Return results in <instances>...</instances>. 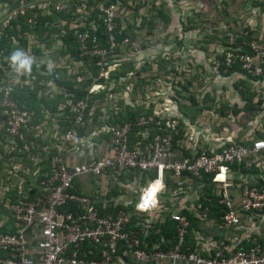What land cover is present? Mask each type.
Instances as JSON below:
<instances>
[{
    "label": "built area",
    "instance_id": "1",
    "mask_svg": "<svg viewBox=\"0 0 264 264\" xmlns=\"http://www.w3.org/2000/svg\"><path fill=\"white\" fill-rule=\"evenodd\" d=\"M122 1L112 0L110 4L102 6L101 17L105 26L104 31L111 43L110 50L96 44L93 49L84 51L86 54L100 57L101 76L108 77L110 71L117 66L116 63L103 65L108 64V54L114 51L117 43L116 15ZM5 2L10 9L0 23L1 29L10 26L12 20L16 19L22 10L34 9L40 5L38 0ZM228 2L250 4L263 3L264 0ZM63 7L60 3L54 4L58 11ZM86 37V34L81 35L83 42ZM218 47L224 56L222 62L226 66L239 62L242 68L253 76L264 74V36L261 42L251 41L249 51L242 46L220 44ZM2 55L3 49L0 47V65ZM103 87V84L95 83L90 87L89 93L97 92ZM10 91L6 86L1 99L0 123L5 125V132L11 139L24 141V130L29 128L28 121L32 112L20 106ZM88 98L72 104L74 123L65 132L57 135L59 143L55 144L54 148L45 146V149L53 154L51 168L40 181L44 190L43 195L32 198L30 196L32 188L25 190L24 186H21L16 201L9 205L17 231L0 234V249L9 251L7 256L0 257V264H56L66 258L74 264H160L165 260H184L191 264H264V243L258 242L257 237L253 238V244L249 247L238 240L228 255L225 252L229 247L225 244L219 246L215 241L212 245L217 249L214 250V254L210 253V256H204L198 251H183L182 245L190 223L188 218L180 213L172 215L178 222L177 244L168 251H147L142 247L143 241L139 231L129 227L131 212L120 208L116 214L103 215L96 206V200L80 192L75 186L79 178L88 175L103 176L131 171L148 174L154 170L155 176L149 179L147 175V184L138 191L134 205L137 213H149L158 207L166 172L180 178L186 175L201 178L203 173H215L214 180L225 183L226 178L220 179L219 173L235 162L247 160L250 156L264 151V139H257L250 144L230 142L218 151L209 152L202 149L191 156L178 155L174 140L175 135L180 132V119L168 111H161L140 117L137 124L145 129L144 135L136 141H130V124L109 127L112 129L107 143L110 153L91 161L71 163L70 154L83 152L84 140L79 136L78 127L86 123L85 116L90 106ZM35 129L37 134H42L41 124ZM24 148L29 150L30 146L25 143ZM31 156L36 158L32 154ZM246 164L252 166L251 161L247 160ZM246 185L238 205L227 192L223 193L220 203L226 204L229 209L222 216V226L240 225L246 212L264 213V184L258 185L255 182ZM71 203L77 204L78 208H82L81 211L64 209ZM30 236L34 238L38 249L34 257L27 251ZM90 245H94L95 248ZM121 245L124 246V254L131 257L128 263L124 256L118 253ZM100 252L101 258L90 257Z\"/></svg>",
    "mask_w": 264,
    "mask_h": 264
},
{
    "label": "trees",
    "instance_id": "2",
    "mask_svg": "<svg viewBox=\"0 0 264 264\" xmlns=\"http://www.w3.org/2000/svg\"><path fill=\"white\" fill-rule=\"evenodd\" d=\"M5 1L6 0H0V3H4ZM111 1L112 0H74V3H69V5L63 7L61 11L56 10L53 4L50 6L49 11H46V8L42 7L40 4L34 9H24L19 12L18 17L12 20L10 26L4 29H1L0 27V47L3 49L2 63L0 65V113L2 111L1 99L4 96V89L6 86H10L11 96L18 102V104L32 112L28 121L29 128L28 130H24V141L20 139L13 140L9 137V143L11 144V147H13L10 151L4 150V142L0 143V170L6 169V164L10 167V172L5 173L6 176L10 178V182H8L10 187L5 190V195L0 203L1 207H4L6 204L10 205L16 201L17 192L21 186H24L25 190L32 188L30 193L32 198L42 196L44 193L40 181L45 177L46 172H48L51 168V156L53 154V152L49 153L45 149V146L54 148L53 146L59 143L57 134L53 135V132L49 134L47 133V129L49 131V128H54L52 116L48 113L55 115L59 110L63 112V116L58 119V122L62 127V131L65 132L74 123V115L71 112L72 104L76 103L80 99H87L89 96L88 99L90 106L88 107L85 116L86 123L84 126L78 127L80 137L85 138L86 135L93 134L94 137H100L104 141H109L112 134V129L110 128H115L117 125L125 124L131 125V142L136 141L144 135L143 132L145 128L139 126L137 123L141 116L154 114L155 104L147 106V104L144 103V100H142L139 104L134 103L133 105L130 102L125 103L124 98H121L118 102L116 101V103H119L120 105V107H118V112H114L113 110L112 115L106 122H103L104 113L102 110L109 101L108 99L110 98V95L113 94V96H117L119 93L125 91L126 86L133 81L132 79L134 77H139L138 85L142 86V81L144 82L145 79L141 78V75L151 69L152 63L150 60L144 59V62H140V65H138L139 62L134 58L135 55L133 53L136 54L137 49L142 50L147 47V41H149V38L155 34L160 24L167 29L172 21V16L165 8V1L161 4H157L154 1L152 8H150V10L152 9L151 11H153L151 15L147 14L143 16L140 23L132 22L128 23L127 26H124L120 17L121 8L125 5L127 6L128 2L127 0H123L122 4L117 8L116 15L117 28L115 30V36L117 43L114 51L112 50L108 54V64L104 63L103 65L109 66L116 63L117 67L110 71L108 77H105L101 76L102 65L99 64L100 57L93 56L89 53L86 54L84 51L93 49L96 44L110 50L111 43L108 40V35L104 31L105 26L101 13L103 12L102 6L110 4ZM175 1L179 3L191 0ZM192 1L198 5L197 7H193L196 10H192L196 15L187 13V18H184L185 21L184 19L181 20L183 25L182 31L184 33L194 29H199V33L206 31L205 37L198 40V43H201L200 49L205 51L206 54L212 55L219 46V43L225 46H242L245 50L249 51V43L251 41L261 42L263 40V36L259 34L258 29L253 28L252 25L248 24L242 25L239 30H236L233 33L227 32L225 34H221L216 32V22L210 20V15H214L216 12H224V14H227L228 0ZM83 4V8H79ZM144 4L145 3L139 2L136 6H132L135 19L141 17L140 7H143ZM222 5L224 7L220 10L219 8H221ZM248 5L249 9L252 8V12H257L259 10L264 12V2H253ZM5 7H8V5L6 4ZM82 10L85 12L82 13ZM140 31H145V35L139 34ZM55 33L59 35L63 42L61 53L75 61L76 64H78V62H84V64H78V66H87L86 68H88V72H86V68L83 69L80 67L72 73L67 74L68 69H66V67L57 68L52 75L55 77L56 83L62 88L63 92H56L53 95L43 94V92H41L42 87L40 86H23L18 88L12 82L3 78L4 73L13 68L11 67L9 60L11 54L15 50L22 51V49H26L28 44V34H32L38 38L37 40L45 41L46 43ZM82 34L87 35L84 42L81 39ZM139 36L142 39L139 40ZM94 38L96 39L95 41L93 40ZM178 43L182 46V39H180ZM210 45H215V49L213 48L211 51L209 47ZM84 46H86V48H84ZM37 51L34 47V55L41 52L39 48ZM215 52V62L218 63L220 72L225 76L241 74L248 79L250 78L254 80L264 77V74L253 76L244 70L239 62L234 63L232 66H226L222 62L224 58L222 53L218 50ZM165 59L166 58L161 57L159 59L156 58L153 61L154 63H158L162 69V66H166L168 63ZM178 59L179 58H177L171 65L176 66ZM71 65L72 64L70 62H65L59 64L58 66ZM32 66H34V68L43 67L45 70L49 71L48 68L50 65L45 61H40L38 63H34ZM80 77L81 79L78 81V78ZM124 77L126 79H124ZM239 78L240 79L235 83V88L244 99L245 105L243 107L235 106L233 112L235 115H246L245 118L249 119L251 116L253 117L255 112L261 109L263 99L261 97L255 99L256 94L253 92L252 87L248 85V79L241 76ZM113 82L114 85L111 86V83ZM94 83L104 84L105 88L97 92L95 91L89 93V89ZM184 88L186 90L189 89L187 85H185ZM134 89L135 88H133V90ZM183 94L185 93L182 92L181 88L177 89V95L184 97ZM111 99V103H113V98ZM174 99L178 100L177 97ZM193 102L197 104L195 101ZM243 121L244 120L242 119L240 120L241 123H243ZM39 124L43 127L42 134H37L35 129V127ZM183 124L184 120L180 119V132L175 135L174 146L177 151L178 149L182 151L180 155L191 156L193 155L191 150L187 148L180 149L177 145V141L183 136ZM1 126L5 132V125L1 124ZM103 126L105 127L104 129L102 128L103 131H96L98 127ZM4 141L6 143V140ZM25 143L30 146L29 150L24 148ZM224 147L225 145L222 149ZM207 150L209 152L212 151L209 149ZM31 154L36 158H32ZM14 158L15 160L17 159V162L15 163L19 164L17 170L14 168V161L12 162ZM235 167L242 169L243 173L250 171L245 166V160L243 162H235ZM252 168L256 169L257 167L253 166ZM129 173L133 175H141L143 180L146 179V174L143 175L140 171H131ZM169 173L171 172H166L165 176ZM122 174L123 173H121L119 178L123 177ZM155 174V171L151 170L147 175L148 177H153ZM215 175V173H203L201 178L191 175L197 180L200 188L198 190L199 197L195 201L194 206L192 208H182L179 212L181 215L186 216L190 223L182 245V249L185 252L196 251L198 245V232H202L206 229L207 222H222L223 214L229 209L226 204L220 203L223 192L217 188L218 181L214 180ZM257 184H264L263 176L258 178ZM124 189L122 190L119 185L113 186L107 195L108 199L124 193ZM91 197L94 198L93 196ZM6 201L8 202L6 203ZM135 204L136 199L133 203L127 204H115V201L113 200L108 201L106 204L102 203V200L100 202L96 201V206L103 215L109 213L116 214L120 208H124L131 212L132 219L129 227L139 231L140 237L143 241L142 247L147 251L171 250L178 242V222L173 219V212H166L162 221H158L154 224L152 223L147 232H144L142 230V223L146 222L144 220L145 217L139 215V213L135 211ZM5 209H7V207ZM64 209L78 212L81 211L82 208H78L77 204L71 203L66 205ZM8 210L11 212L10 207ZM16 231L17 228L14 224V218L11 213V219L6 224L1 225L0 234L14 233ZM257 238L258 242L264 243V236H257ZM252 242L253 238L245 240L242 244L249 247L253 244ZM90 247L95 248L94 245H90ZM118 253L124 256L127 263L130 262L131 257L124 254L123 245L120 246ZM8 254L9 251L0 249V257H5ZM212 254H214V252ZM203 255L210 256V254L207 255V253H204ZM90 257L101 258L102 252L98 255H91Z\"/></svg>",
    "mask_w": 264,
    "mask_h": 264
},
{
    "label": "crops",
    "instance_id": "3",
    "mask_svg": "<svg viewBox=\"0 0 264 264\" xmlns=\"http://www.w3.org/2000/svg\"><path fill=\"white\" fill-rule=\"evenodd\" d=\"M154 1L157 4H161L163 1L166 2L165 8L172 16L171 25H169L171 27L172 24L174 27L176 25H181V20L184 19V15H187L186 12L190 13L193 7L198 6L196 5L197 3L192 0L188 2L185 1L186 3H178L175 0H148L147 2H143L145 3L143 7H140L141 17L135 19L132 6L133 3H137L138 0H127V6L125 5L121 8L120 14L123 25L127 26L128 23L132 22L140 23L143 16L147 14L151 15L153 11H151L152 9L150 10V8H152ZM38 2L42 7L46 8V11H49L50 4L52 3L51 1L38 0ZM53 3L56 4L54 0ZM231 4H233V8L242 5L239 2ZM5 5L6 3H0V23L10 9L9 7H5ZM62 5L66 7L65 4ZM263 13L262 10L257 12L253 11V17L250 18L252 27L261 29L259 32L261 36H264ZM168 30L159 31L157 29L155 34L147 41V47L142 49L143 51L137 49L136 54L133 53L135 55L134 58L139 62L138 65H140V62H144V59L150 60L152 63L151 69L146 73H142L141 78L145 79L144 82L142 81V86L138 85L139 77H134L132 79L133 81L126 86L125 91L119 93L117 96H113V94L110 95L109 101L107 102L108 104L106 103L102 110L104 113L103 122L107 121L112 115L113 110L114 112H118V107H120V105L119 103L117 104L116 101L118 102L121 98H124L125 103L130 102L133 105L134 103L139 104L144 100L147 106L155 104L154 113L168 111L169 114L184 120L182 127L183 136L177 141V145L180 149L187 148L195 153L202 149L220 150L224 145L226 146V144L230 142L250 144L257 139H264V77L254 80L248 79L241 74L225 76L220 72L218 63L215 62V51H219V47L216 48L212 55L206 54L205 51L200 49L199 45H196L197 40H195V38L197 34L192 31L180 33L179 38L183 41V45L180 46L179 43L175 44L174 42L165 40L164 36L166 34L171 35L170 33L172 30ZM139 34L145 35V31H140ZM27 38V47L26 49H22V51L27 56L31 57L32 55V65L40 61H45L50 66L48 68L49 71L45 70L43 67L34 68V66H31V72L25 73L22 70L21 74L16 71L17 74L13 72V68L8 70L7 72L14 74H9L10 81L18 88L23 86H40L42 87L41 92L45 95L63 92L62 88L56 83L55 77L52 75L55 70L60 67H66V69H68L67 74H70L80 67L83 69L87 67L78 66V64H84V62H78V64H76L75 61L61 53L63 42L57 33L53 34L51 39L46 43L45 41L37 40L38 38L32 34H28ZM138 39L140 40L142 38L139 36ZM155 39H159L158 44L154 42ZM220 44L221 43H219V45ZM34 47L36 51L39 48L41 52L34 55ZM213 48L215 49V47ZM213 48L211 47L210 50L212 51ZM160 53H162V57L168 59L171 56H173L175 60L179 58L176 66H162V69L160 66H153V60L158 58ZM65 62H70L72 65L58 66ZM86 72H88V68H86ZM240 76L248 79V85L252 87L253 92L256 94L255 99L259 97L263 99L261 109L255 112L253 117L251 116L249 119L245 118L246 115H235L233 112L235 106L243 107L245 105L244 99L235 88V83L240 79ZM80 79L81 77L78 78V81ZM124 79L126 78L124 77ZM113 85L114 82L111 83V86ZM185 85H187L189 89L186 90L184 88ZM104 88L105 85L102 89ZM133 88L135 89L133 90ZM180 88L182 92L185 93L183 94L184 97L177 95V89ZM174 96L177 97L178 100L174 99ZM111 98H113V103H111ZM167 107L168 109H166ZM48 114L52 116L54 128H49V131L46 128L47 133L53 132V135L63 133L62 127L58 122V119L62 118L63 112L59 110L55 115L52 113ZM241 119L244 120L243 123L240 122ZM102 128L104 129L105 127H98L96 131H103ZM4 140H6V143ZM83 140V152L81 154H70L69 160L71 163L91 161L106 153H110L107 147L108 141H104L100 137H94L93 134H89L86 135ZM9 141V136L4 132L0 124V143L4 142L3 147L5 151H10L11 148H13ZM181 152L182 151L178 149L177 154L180 155ZM247 160L252 162L251 167L246 164ZM247 160H245V166L251 172L243 173L242 169L235 167L234 163L219 173V178H226V182H218L217 188L223 193L227 192L237 205L239 204L240 197L246 184L255 183L258 181L259 177H264V151L250 156ZM253 166L257 168L253 169ZM2 170H7V167ZM2 170H0V182H4V184L7 185L8 182H10V178L7 177ZM144 174L146 173H143V175ZM120 175L121 174L111 173L103 176L88 175L79 178L75 186L80 192L93 196L97 202L102 200V203L106 204L108 201L113 200L115 204L133 203L137 198L138 191L144 187V184H147V174L145 180H143L141 175H133L129 172L123 173L122 178H119ZM81 185L84 186L85 191L79 188ZM117 185H119L122 190L125 188L124 193L108 199L107 195L110 189ZM136 186H139V188H135ZM199 188L200 186L197 180L191 175L180 178L169 173L164 177V184L159 194L158 207L149 213L139 214L145 217L144 220L146 221L142 223V230L147 232L152 223L154 224L158 221H162L166 212H173L174 214L179 213L182 208H192L199 197ZM1 194L3 198L5 190L1 191ZM7 202L8 201H6V203ZM4 207H7V209ZM4 207L0 205V227L11 219V212L8 210L9 205L6 204ZM257 236H264V213L246 212L243 215L241 224L238 226L225 227L222 226L221 222H207L206 229L197 234L198 245L196 251L201 254L207 253V255L214 252V250L217 249L212 245L213 241H215L219 246L225 244L229 247L225 252L228 255L238 240L244 242L245 240L256 238ZM27 251L28 254L33 257L38 252L32 236L29 238ZM68 255L70 256L69 253ZM56 264L74 263H72L69 258H66ZM160 264L191 263L184 260H165Z\"/></svg>",
    "mask_w": 264,
    "mask_h": 264
},
{
    "label": "rangeland",
    "instance_id": "4",
    "mask_svg": "<svg viewBox=\"0 0 264 264\" xmlns=\"http://www.w3.org/2000/svg\"><path fill=\"white\" fill-rule=\"evenodd\" d=\"M49 1H51L52 2V4L54 5V3H53V0H49ZM83 1V0H82ZM148 0H138V2L137 3H133V6H136V4H138L139 2H141V3H143V2H147ZM54 2L57 4V3H61V4H65V6L66 5H69V3H74V0H54ZM4 3H6V2H4ZM229 5L227 6V9H228V12H227V14L225 13L224 14V12H216L214 15H210V20L211 21H215L216 22V28L217 29H215L216 30V32H218V33H221V34H225V33H227V32H230V33H233V32H235L236 30H239L240 29V27L242 26V25H244V24H248V25H251L250 24V18H252L253 17V15H252V11H251V9H248L249 8V5L248 4H242L241 6H236V7H234L233 8V4H231V3H228ZM51 6V5H50ZM83 6H84V4L82 5V6H80L79 8H83ZM224 6L222 5V7L221 8H219L220 10H222V8H223ZM149 8H150V6H149ZM199 8V7H198ZM195 8H193L192 10H194ZM200 9V8H199ZM84 10V9H83ZM83 10H82V13H84L83 12ZM196 10V9H195ZM188 12H186V14H187ZM192 13V15H196L195 14V12H193V11H190V14ZM197 17H199V16H197ZM184 18L186 19L187 18V15H184ZM260 18V17H259ZM185 19H184V21H185ZM171 25V24H170ZM177 26V27H176ZM175 27H174V25L172 24V27L171 26H169L168 27V29L169 30H172L171 31V35H168V34H166L164 37H165V40H167V41H170V42H174L175 44H177L178 42H179V40H180V38H179V35H180V33H182L183 31H182V27H183V25L181 24V25H176ZM168 29H166L165 27H163V25L162 24H160V26L158 27V30L159 31H164V30H168ZM168 30V31H169ZM199 29H194V30H192V32L194 33H196L197 34V37L195 38V40H197V44L196 45H201V43H198V40L199 39H202L203 37H205V35H206V31H202L201 33H199V31H198ZM261 31V29L259 28L258 29V32H260ZM195 34V35H196ZM200 34V35H199ZM158 40L159 39H155V41L154 42H156V44H158ZM160 42V41H159ZM215 45H210L209 47L211 48H213ZM59 52H60V50H59ZM26 55V54H25ZM30 57V56H29ZM162 57V53H160V55H159V57H158V59L159 58H161ZM31 58H32V55H31ZM163 58H166V57H163ZM168 63H167V65L166 66H172L171 64H173V62L175 61V59L173 58V56H171L169 59L168 58H166L165 59ZM158 61V60H157ZM153 66H159L158 65V63H154V65ZM13 72H15V70L13 69ZM11 72H5L4 73V79L6 80L7 79V81H9V82H12V81H10V77H9V74H10ZM16 73V72H15ZM17 73H19V74H21V72H17ZM16 73V74H17ZM11 75H14L13 73H11ZM15 76H17V75H15ZM17 77H19V76H17ZM11 78H12V76H11ZM1 82V81H0ZM10 87V86H9ZM58 135H60V134H58ZM17 160V159H16ZM15 160V158L12 160V162L14 161V168H15V170H17L18 169V167H19V164L18 163H15V162H17ZM6 166H7V170H2V172H4V173H8V172H10L9 171V169H10V167H9V165L8 164H6ZM15 170H13L14 172H16ZM149 179L151 178V177H148ZM143 183V182H142ZM4 184V182H0V200L2 199V194H1V191H3V190H7L10 186H9V184H7V185H5ZM79 188H81V190H84V186L83 185H81ZM135 188H139V186H136ZM135 188H133V189H135ZM85 191V190H84ZM134 193V192H133Z\"/></svg>",
    "mask_w": 264,
    "mask_h": 264
},
{
    "label": "clouds",
    "instance_id": "5",
    "mask_svg": "<svg viewBox=\"0 0 264 264\" xmlns=\"http://www.w3.org/2000/svg\"><path fill=\"white\" fill-rule=\"evenodd\" d=\"M9 60L11 66L16 72H21L22 70L25 73L31 72L33 60L31 57L25 55L23 51L15 50L11 54Z\"/></svg>",
    "mask_w": 264,
    "mask_h": 264
}]
</instances>
